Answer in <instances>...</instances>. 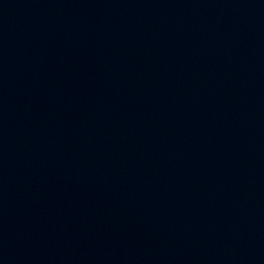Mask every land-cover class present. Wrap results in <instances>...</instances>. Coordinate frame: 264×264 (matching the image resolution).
Here are the masks:
<instances>
[{
	"label": "water",
	"instance_id": "obj_1",
	"mask_svg": "<svg viewBox=\"0 0 264 264\" xmlns=\"http://www.w3.org/2000/svg\"><path fill=\"white\" fill-rule=\"evenodd\" d=\"M0 264H264V0H0Z\"/></svg>",
	"mask_w": 264,
	"mask_h": 264
}]
</instances>
